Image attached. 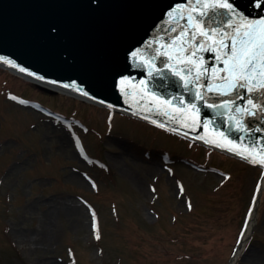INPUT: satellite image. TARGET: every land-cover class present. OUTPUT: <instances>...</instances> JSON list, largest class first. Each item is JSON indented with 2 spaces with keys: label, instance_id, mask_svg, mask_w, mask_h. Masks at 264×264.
<instances>
[{
  "label": "rangeland",
  "instance_id": "374dc122",
  "mask_svg": "<svg viewBox=\"0 0 264 264\" xmlns=\"http://www.w3.org/2000/svg\"><path fill=\"white\" fill-rule=\"evenodd\" d=\"M10 94L87 122L75 132L89 159L76 153L72 119ZM110 116L0 67V264H68L69 248L78 264H230L261 169L118 113L110 127ZM255 215L235 264H264V188Z\"/></svg>",
  "mask_w": 264,
  "mask_h": 264
},
{
  "label": "water",
  "instance_id": "95a60500",
  "mask_svg": "<svg viewBox=\"0 0 264 264\" xmlns=\"http://www.w3.org/2000/svg\"><path fill=\"white\" fill-rule=\"evenodd\" d=\"M214 2L201 0V5ZM230 2L245 19L264 18V7L254 6L257 0ZM195 6L196 0H0V56L51 82L69 84L259 160L264 156V111L238 115L231 110L236 105L220 107L231 97L207 91L213 69L223 64L215 59L220 53L213 41L205 45L210 50L199 51L190 40L188 17ZM229 22L218 17L211 31L223 24L230 32ZM188 49L196 51L193 59L203 66L207 79L193 80L185 87L167 65L187 76L185 65L177 61L191 55ZM159 51L168 56L157 55ZM152 65L163 75H149ZM194 76L195 71L189 79ZM239 91L249 95L246 89ZM197 93L204 98L195 99ZM256 95L259 98L252 103L264 105V93ZM247 104V99L237 101L239 106Z\"/></svg>",
  "mask_w": 264,
  "mask_h": 264
},
{
  "label": "snow or ice",
  "instance_id": "6c2138e0",
  "mask_svg": "<svg viewBox=\"0 0 264 264\" xmlns=\"http://www.w3.org/2000/svg\"><path fill=\"white\" fill-rule=\"evenodd\" d=\"M254 6L264 7V4L257 0ZM192 13H196V15L193 16ZM233 15L236 16L234 21L232 20ZM201 17L204 19L201 20ZM218 17H225L226 20L230 21L227 25V27L231 29L230 32L223 27V24L218 26V31H211L213 20ZM188 23L192 29L189 34L190 40L196 42L197 50H210L205 45H207L208 41H213L216 50L220 53L215 59L222 61L223 67L219 70L213 69L211 77L213 83L206 85L208 92H215L220 96L232 98L231 101L226 100L224 105H220V107H227L229 104L236 105L232 107L231 110L238 115L255 116L258 111H264V105L252 103L253 99L259 98L256 93H264V18L245 19L235 12L234 6L230 0H216L214 3H204L202 5L201 0H196V6L193 7L189 13ZM205 28H208L209 31H205ZM197 35H199L201 40H197ZM185 51H191V55L184 56L183 59H179L177 63L185 65L183 72H186L188 74L187 76L182 74L181 70L174 68L171 63L167 66L173 75L179 76L180 79L185 81V87H187L193 80L199 81L202 78L207 79V75L203 66L193 59V57L196 56V51H192L191 49ZM131 55L135 56L136 53L133 52ZM157 55L168 56V53L159 51ZM168 59L171 60L173 57L169 56ZM0 61L10 64L13 68L17 67L15 63H12L10 60H5L2 56H0ZM19 71L22 73L26 72L29 76H36L41 80L46 79L23 67H20ZM193 71H195V76L189 79ZM218 72L222 74H218ZM153 73L163 75L160 69L155 68L154 65H152V72H150L149 75ZM141 83H143V81ZM73 84H75V82H73ZM64 87L68 88L70 85L64 84ZM240 89H246L249 95H241ZM82 94L87 95L86 92ZM203 98V94L200 93H197L195 97V99L198 100H202ZM12 99L16 98L12 97ZM245 99L248 101L246 106L237 105V101H244ZM165 103H167V101H165ZM191 107L192 109L196 108L195 105ZM209 107H212V105H209ZM177 111H179V109H177ZM145 119H147V117H145ZM236 122L239 126L240 120L237 119ZM159 126L163 127L164 125ZM184 126L187 127L188 125L185 124ZM198 139H202V137H198ZM237 155L244 156L246 161L251 164H264V156L258 160L251 154L238 152ZM245 223L247 226L249 221L246 219ZM241 235H246L243 230ZM96 238L99 239L98 236ZM237 244L242 246L243 241L238 239ZM237 251L238 250H234V254H236Z\"/></svg>",
  "mask_w": 264,
  "mask_h": 264
},
{
  "label": "bare ground",
  "instance_id": "6f19581e",
  "mask_svg": "<svg viewBox=\"0 0 264 264\" xmlns=\"http://www.w3.org/2000/svg\"><path fill=\"white\" fill-rule=\"evenodd\" d=\"M260 186L264 187V179H263L262 183L260 184ZM258 204H259V202L255 200L254 203H253V206L251 208V213H250L249 220H248L249 224L246 226V229H245V232H244L246 235L241 237V240L243 241V245L240 246V248L238 249V252L236 253L235 257L232 258L230 264H234L235 263V261H236L237 257L239 256L243 246L245 245V243L248 240V236L250 235L251 230H252L253 226L255 225L254 224L255 223V216H256L255 212H256V209L258 207ZM68 209H71V207H69ZM80 212L82 213L81 209H80ZM72 213H78V208L74 207V210H72ZM50 264H55V263L50 262Z\"/></svg>",
  "mask_w": 264,
  "mask_h": 264
}]
</instances>
